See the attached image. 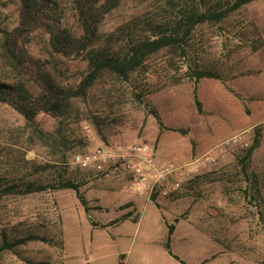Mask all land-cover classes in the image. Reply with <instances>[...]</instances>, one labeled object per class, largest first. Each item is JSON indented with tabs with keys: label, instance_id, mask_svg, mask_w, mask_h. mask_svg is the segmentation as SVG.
Instances as JSON below:
<instances>
[{
	"label": "rangeland",
	"instance_id": "obj_1",
	"mask_svg": "<svg viewBox=\"0 0 264 264\" xmlns=\"http://www.w3.org/2000/svg\"><path fill=\"white\" fill-rule=\"evenodd\" d=\"M57 1L63 24L80 36L75 1ZM234 2L122 0L101 24L97 46L127 48L157 32L171 33L193 12ZM19 14L20 0H0V80H23L37 91L3 57L4 31L17 26ZM27 49L65 83H77L86 70L83 62L60 64L43 30ZM190 68L219 78L196 81ZM38 127L43 132L0 103V246L4 238L29 234L47 239L1 251L0 264L181 262L168 243L186 264H264V0L197 25L176 51L150 56L129 79L105 75L64 117L41 113ZM236 137L249 147L237 149ZM141 143L153 147L158 168L183 167L189 179L174 187V174L152 189V177L137 185L113 162L102 173L73 163L102 146L117 152ZM63 181L80 186L88 211L75 190L58 188ZM42 185L48 189L34 190ZM170 212L178 215L170 218ZM99 223L107 225L94 227Z\"/></svg>",
	"mask_w": 264,
	"mask_h": 264
},
{
	"label": "trees",
	"instance_id": "obj_2",
	"mask_svg": "<svg viewBox=\"0 0 264 264\" xmlns=\"http://www.w3.org/2000/svg\"><path fill=\"white\" fill-rule=\"evenodd\" d=\"M74 1L82 24L83 33L80 36L75 35L63 24L57 0H20L17 26L4 31L1 44L4 59L19 76L33 82L37 91H33L23 80L16 82L0 80V103L13 107L24 117L26 125L34 132H43L38 127V117L41 113L55 118L64 117L72 102L87 100L90 90L105 75L111 74L121 79H129L133 73L143 68L150 56L166 49L176 51L183 42L189 39L197 25L221 21L229 13L256 0H235L227 9L193 12L179 24L177 23L171 33L160 31L154 36L133 42L127 48L113 46L112 49L97 46L99 29L107 14L117 8L122 0ZM40 30L48 34L49 47L51 52L57 56L60 64L71 61L87 63L86 70L77 83L69 84L61 81L58 74L50 68L47 60L38 58L29 52L27 43L31 36ZM190 69L188 76L196 81L203 78H219L218 74L210 70ZM194 97L198 110L201 112L202 103L196 90ZM257 141L248 149L244 160L251 158L258 146ZM58 188L75 190L81 203L87 211L89 210L87 200L78 184L63 181ZM46 189L48 187L42 185L34 190ZM173 231L174 226L171 225L169 227L170 236ZM37 240L46 241L47 239L37 234H29L14 241L4 238L0 252L6 249L13 250L19 245ZM166 247L172 256L186 264L179 256L173 254L169 243Z\"/></svg>",
	"mask_w": 264,
	"mask_h": 264
},
{
	"label": "built area",
	"instance_id": "obj_3",
	"mask_svg": "<svg viewBox=\"0 0 264 264\" xmlns=\"http://www.w3.org/2000/svg\"><path fill=\"white\" fill-rule=\"evenodd\" d=\"M234 146L239 149L249 147L248 142H242L241 138L232 139ZM157 158L153 147L146 143L122 146L119 151L114 152L108 147H99L93 152L79 154L74 157L73 163L85 171L102 173L107 170L108 163L113 162L115 169H123L134 177L135 184L141 185L147 177L154 179L152 189L165 180L168 176L175 174L179 181L174 187H179L180 183L187 181V173L183 167L174 165L163 169L158 168ZM167 192H164L166 194Z\"/></svg>",
	"mask_w": 264,
	"mask_h": 264
},
{
	"label": "crops",
	"instance_id": "obj_4",
	"mask_svg": "<svg viewBox=\"0 0 264 264\" xmlns=\"http://www.w3.org/2000/svg\"><path fill=\"white\" fill-rule=\"evenodd\" d=\"M170 177H172V176H170ZM165 180H167V181H169V177H167ZM152 201V199H150V197L149 196H147V201ZM170 200H172V199H168V201H170ZM162 202H166V200H164V201H162ZM134 208V203H133V201H130L129 202V205L128 206H126V214L128 215L129 214V216L130 215H132V213L130 212L132 209ZM178 215V213L177 212H170V218H173V217H176ZM114 221V220H113ZM111 222V221H110ZM100 225H97V226H94V227H96V228H102V225H107V223H99ZM174 226V225H173ZM168 229V228H167ZM123 264H125V263H123ZM141 264H183V262H141Z\"/></svg>",
	"mask_w": 264,
	"mask_h": 264
}]
</instances>
